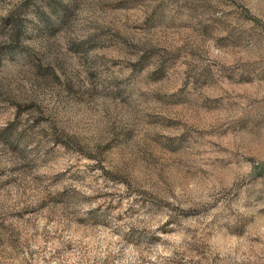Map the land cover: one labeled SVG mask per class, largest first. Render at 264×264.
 Masks as SVG:
<instances>
[{
    "label": "rangeland",
    "instance_id": "obj_1",
    "mask_svg": "<svg viewBox=\"0 0 264 264\" xmlns=\"http://www.w3.org/2000/svg\"><path fill=\"white\" fill-rule=\"evenodd\" d=\"M0 264H264V0H0Z\"/></svg>",
    "mask_w": 264,
    "mask_h": 264
}]
</instances>
